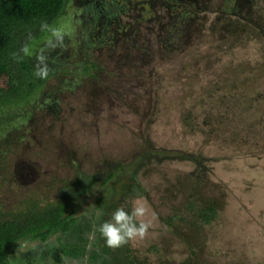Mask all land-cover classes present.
<instances>
[{"label":"rangeland","instance_id":"1","mask_svg":"<svg viewBox=\"0 0 264 264\" xmlns=\"http://www.w3.org/2000/svg\"><path fill=\"white\" fill-rule=\"evenodd\" d=\"M52 26L48 79L0 120V218L78 224L8 263L264 264V0H69ZM137 201L145 239L89 238Z\"/></svg>","mask_w":264,"mask_h":264},{"label":"trees","instance_id":"2","mask_svg":"<svg viewBox=\"0 0 264 264\" xmlns=\"http://www.w3.org/2000/svg\"><path fill=\"white\" fill-rule=\"evenodd\" d=\"M68 1L0 0V120L11 107L16 106L17 101L29 102L44 83V80L34 76L36 56L42 49L49 68L55 64L56 48L47 47L45 41L37 45L41 37L47 34L40 30V26L42 22L52 25L63 16ZM24 44H29L32 55L24 56L18 62L13 60L11 53H19ZM66 211L67 205L62 202L43 210L30 208L11 220L0 218V264H9L8 251L21 238L29 235L46 240L53 233L66 236L71 233L78 219L65 215ZM61 253L78 258L82 251L76 244L67 243L61 247Z\"/></svg>","mask_w":264,"mask_h":264},{"label":"clouds","instance_id":"3","mask_svg":"<svg viewBox=\"0 0 264 264\" xmlns=\"http://www.w3.org/2000/svg\"><path fill=\"white\" fill-rule=\"evenodd\" d=\"M40 30L50 33V37L47 40V47L55 49L56 47L64 46L66 33L61 28L49 25L47 22H42ZM31 55L32 49L29 44H24L19 53H11L13 60L17 62L24 56ZM36 60L37 64L34 76L41 80H47L51 69L48 66L47 57L44 55L43 49L36 56ZM101 215L102 213L98 211L97 218ZM147 215L148 208L140 201L135 202L130 212L122 207L117 208L113 212L110 220L102 222L99 226L93 223L89 238L94 241L96 234L99 233V237L103 239L105 246L110 249H118L130 242L143 240L148 236L149 230L153 226L150 219H145ZM18 244L19 248L17 249V253L20 254L35 251L37 247L36 244L30 245L28 241H18Z\"/></svg>","mask_w":264,"mask_h":264},{"label":"flooded vegetation","instance_id":"4","mask_svg":"<svg viewBox=\"0 0 264 264\" xmlns=\"http://www.w3.org/2000/svg\"><path fill=\"white\" fill-rule=\"evenodd\" d=\"M60 252H61V249H60Z\"/></svg>","mask_w":264,"mask_h":264}]
</instances>
